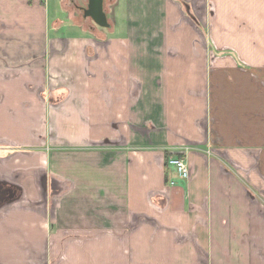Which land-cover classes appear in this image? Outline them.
I'll return each mask as SVG.
<instances>
[{
	"label": "crops",
	"instance_id": "0c3cea01",
	"mask_svg": "<svg viewBox=\"0 0 264 264\" xmlns=\"http://www.w3.org/2000/svg\"><path fill=\"white\" fill-rule=\"evenodd\" d=\"M110 3L0 0V264H264V0Z\"/></svg>",
	"mask_w": 264,
	"mask_h": 264
},
{
	"label": "rangeland",
	"instance_id": "374dc122",
	"mask_svg": "<svg viewBox=\"0 0 264 264\" xmlns=\"http://www.w3.org/2000/svg\"><path fill=\"white\" fill-rule=\"evenodd\" d=\"M46 4L49 17V28L51 29L52 26L60 23L58 20V23L54 24L53 20L57 17L56 15H58V18L62 20L59 25L62 27L59 36L65 35L67 37L75 34L74 30L68 24L81 26L85 33L95 38L101 39L104 33H108L105 30L106 28L97 26L90 18H85L83 16V8L86 7L87 0H46ZM111 6L110 0L104 1V9L109 15V22L112 23V12L110 10ZM53 34V32H50L49 39L52 38ZM16 164H21V162L18 160L16 161Z\"/></svg>",
	"mask_w": 264,
	"mask_h": 264
},
{
	"label": "water",
	"instance_id": "95a60500",
	"mask_svg": "<svg viewBox=\"0 0 264 264\" xmlns=\"http://www.w3.org/2000/svg\"><path fill=\"white\" fill-rule=\"evenodd\" d=\"M83 16L90 18L99 27L110 26L104 9V0H87V5L83 8Z\"/></svg>",
	"mask_w": 264,
	"mask_h": 264
},
{
	"label": "built area",
	"instance_id": "2783aa9c",
	"mask_svg": "<svg viewBox=\"0 0 264 264\" xmlns=\"http://www.w3.org/2000/svg\"><path fill=\"white\" fill-rule=\"evenodd\" d=\"M183 151H178L177 153H171L167 159L169 165L174 167L176 174L179 178L187 179L189 176V168L181 156ZM173 183V182H171Z\"/></svg>",
	"mask_w": 264,
	"mask_h": 264
},
{
	"label": "trees",
	"instance_id": "16d2710c",
	"mask_svg": "<svg viewBox=\"0 0 264 264\" xmlns=\"http://www.w3.org/2000/svg\"><path fill=\"white\" fill-rule=\"evenodd\" d=\"M166 180H167V178H166Z\"/></svg>",
	"mask_w": 264,
	"mask_h": 264
}]
</instances>
